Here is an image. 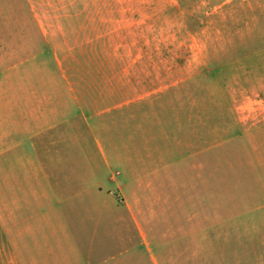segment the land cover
Returning <instances> with one entry per match:
<instances>
[{
  "label": "crops",
  "instance_id": "0c3cea01",
  "mask_svg": "<svg viewBox=\"0 0 264 264\" xmlns=\"http://www.w3.org/2000/svg\"><path fill=\"white\" fill-rule=\"evenodd\" d=\"M1 3L0 264H174L167 241H158L155 251L146 241L163 218L174 217V122L173 131L157 136L171 140L169 147L149 146L157 137L144 132L140 137L141 125L131 126L145 115L144 105L161 104L163 96H144V71L129 65L125 74L130 77L122 79V88L127 89L122 99L123 161L73 160L72 155L88 145L82 129L87 120L82 115L83 96L75 95L68 80L53 87L44 79L36 81V38L43 41L45 53L50 33L35 14L19 17L18 0ZM76 7L90 12L75 15V38L98 35L104 19L94 16L93 10L99 6L88 1ZM182 8L187 39L193 42L192 58L202 56L204 85L225 89L228 96L223 98L233 104L264 100V68L252 64L257 57L264 58V47L256 49L264 44V0H174L176 12ZM141 20L145 17L140 16L138 23ZM198 42L202 45L197 49ZM188 61V79L195 78V65ZM170 73L173 93L174 71ZM62 85L65 96L49 91ZM112 110L87 112L97 118ZM113 230L122 245L125 233L135 231L149 260L136 251V244L121 247L116 257L106 258L102 252L98 256L97 236Z\"/></svg>",
  "mask_w": 264,
  "mask_h": 264
},
{
  "label": "rangeland",
  "instance_id": "374dc122",
  "mask_svg": "<svg viewBox=\"0 0 264 264\" xmlns=\"http://www.w3.org/2000/svg\"><path fill=\"white\" fill-rule=\"evenodd\" d=\"M88 1L99 6L94 16L104 20L99 21L98 35L78 40L75 15L83 11L85 16L90 10L76 6ZM18 3L20 18L35 14L50 33L45 53L43 41L36 38V81L44 79L53 87L68 80L75 95L83 96L82 115L87 120L82 129L88 145L85 151L75 152L73 160L123 161L126 118L122 99L127 89L122 88V79L130 77L125 74L129 65L137 64L144 71V96H163L161 104L144 105L141 113L145 115L131 124L141 125L140 137L143 132L157 137L173 131L174 122V217L163 218L156 233L147 234L150 249L155 251L161 239L167 241L166 249L174 251V264H264V100L233 104L232 99L223 98L228 96L225 89L204 85L202 56L193 60V42L187 39L186 9L177 13L174 0ZM140 16L145 20L138 23ZM201 45L198 42L195 48ZM262 47L260 43L256 49ZM190 59L197 75L188 79ZM252 64L262 69L264 58L257 57ZM63 86L49 91L65 96ZM110 108L114 110L97 118L87 112L100 114ZM155 141L147 144L169 147L171 142L158 137ZM118 164L113 167L116 171ZM137 235L126 232V245H122L115 230L99 233L95 241L98 256L102 252L106 258L116 257L121 247L136 244V251L148 261L149 254Z\"/></svg>",
  "mask_w": 264,
  "mask_h": 264
}]
</instances>
